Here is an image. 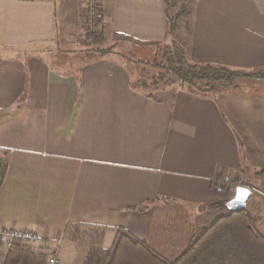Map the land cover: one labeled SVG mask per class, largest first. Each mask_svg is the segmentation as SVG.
Instances as JSON below:
<instances>
[{
  "label": "crops",
  "instance_id": "obj_1",
  "mask_svg": "<svg viewBox=\"0 0 264 264\" xmlns=\"http://www.w3.org/2000/svg\"><path fill=\"white\" fill-rule=\"evenodd\" d=\"M92 2L0 0V226L31 224L61 239V264H85L90 247L75 237L83 226L103 250L120 229L164 257L163 243L179 245L172 259L247 185L245 209L264 235V93L217 98L173 85L149 96L117 53L168 40L165 0H97L107 47L118 43L101 58L82 45ZM190 4L175 38L185 32L191 62L264 70V0ZM178 212L204 225L166 234L163 214Z\"/></svg>",
  "mask_w": 264,
  "mask_h": 264
},
{
  "label": "trees",
  "instance_id": "obj_2",
  "mask_svg": "<svg viewBox=\"0 0 264 264\" xmlns=\"http://www.w3.org/2000/svg\"><path fill=\"white\" fill-rule=\"evenodd\" d=\"M165 3L170 41L168 37L164 43L154 46L152 60L130 64L137 69L135 84L140 90L153 96L158 89L177 85L203 96L221 93L217 96L219 98L226 92L241 89L244 81L264 82V70L250 72L191 62L184 44H179L174 39L181 23L192 13L190 0H165ZM102 22L95 23L96 26L100 25L99 29L86 30L90 52L98 58L111 54L118 46V43H114L107 47L108 39L101 27ZM233 126L242 146L247 148L248 136L244 129L237 123ZM6 171L7 159L0 158V187ZM260 175L264 178V170ZM216 183L224 187L228 182L219 179ZM230 183L237 186L234 181ZM256 222V217L246 209L228 211L217 216L199 233L190 235L185 249L172 259L158 253L146 241L120 229L109 250H103L98 243L91 244L85 264H264V235ZM45 262L44 255L36 253L30 247L16 245L7 251L3 264Z\"/></svg>",
  "mask_w": 264,
  "mask_h": 264
},
{
  "label": "rangeland",
  "instance_id": "obj_3",
  "mask_svg": "<svg viewBox=\"0 0 264 264\" xmlns=\"http://www.w3.org/2000/svg\"><path fill=\"white\" fill-rule=\"evenodd\" d=\"M92 4H90L87 8H86V13H87V17H86V24H85V28H84V33L82 36V44L83 46H89V40L87 39L86 36V30L91 28V30L93 29H99V26H96L95 23L100 21L101 19H99V14L101 13V6L100 4H98L97 0H92ZM180 3V2H179ZM181 26L183 27V22L181 24ZM185 34V32H184ZM181 35L177 38L174 37V39L177 41V43L179 44H184L185 46V35ZM176 35V34H175ZM162 48V45L160 46ZM78 49V46H77ZM153 49V50H152ZM150 49V48H141V47H137V46H130V47H125V46H121V48L119 49L118 57L120 60H122L123 62H129L132 65H136L135 62L136 61H149L152 60L154 58V47ZM186 50V47H185ZM63 54L65 56H67V54H69L68 49H64L63 50ZM92 56H95L91 53ZM137 69H135V66H132V72L134 74V76L136 77L138 73H136ZM242 88H246V89H251L253 91H260L261 93H264V82L262 81H255V82H247L244 81L242 84ZM221 93H217L216 95L218 96ZM216 96V97H217ZM253 176L255 175V172L252 174ZM236 182V181H234ZM249 182V181H248ZM264 185V184H263ZM164 215V230L167 233H178L181 235V232L184 231L186 232V230L188 229L189 226H197V227H201L203 226V222H202V216H199L197 219L195 218L198 214L193 215V218H190L187 216V214L185 212H178V214L174 215V214H168L167 217H165V213ZM203 215V214H202ZM213 214H210V219L211 222L214 220ZM219 215H222V212H220ZM177 216V217H174ZM203 216H206L205 214ZM210 222V223H211ZM196 228V227H195ZM197 233H199L198 229H196ZM195 232V231H194ZM75 237L81 239L83 242H87V246L90 247L91 244L93 243H98V236H97V232L92 231L91 228H87V227H82V228H77L76 229V233H75ZM74 237V238H75ZM179 245L173 244V243H166L161 246V250L163 251L164 254H166L165 257H170L171 255L174 256L178 251H180V247H178Z\"/></svg>",
  "mask_w": 264,
  "mask_h": 264
},
{
  "label": "built area",
  "instance_id": "obj_4",
  "mask_svg": "<svg viewBox=\"0 0 264 264\" xmlns=\"http://www.w3.org/2000/svg\"><path fill=\"white\" fill-rule=\"evenodd\" d=\"M16 245L30 247L46 257L45 264H61L60 247L62 240L51 236H42L38 228L31 224L0 226V249L8 251Z\"/></svg>",
  "mask_w": 264,
  "mask_h": 264
},
{
  "label": "water",
  "instance_id": "obj_5",
  "mask_svg": "<svg viewBox=\"0 0 264 264\" xmlns=\"http://www.w3.org/2000/svg\"><path fill=\"white\" fill-rule=\"evenodd\" d=\"M253 193V188L247 185H239L234 192V196L226 203L229 211L244 210L247 202Z\"/></svg>",
  "mask_w": 264,
  "mask_h": 264
}]
</instances>
